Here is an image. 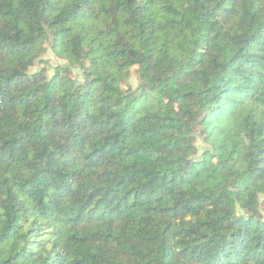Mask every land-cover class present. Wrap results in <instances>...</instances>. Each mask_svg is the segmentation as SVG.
Returning a JSON list of instances; mask_svg holds the SVG:
<instances>
[{"label": "trees", "instance_id": "1", "mask_svg": "<svg viewBox=\"0 0 264 264\" xmlns=\"http://www.w3.org/2000/svg\"><path fill=\"white\" fill-rule=\"evenodd\" d=\"M0 264H264V0H0Z\"/></svg>", "mask_w": 264, "mask_h": 264}, {"label": "rangeland", "instance_id": "2", "mask_svg": "<svg viewBox=\"0 0 264 264\" xmlns=\"http://www.w3.org/2000/svg\"><path fill=\"white\" fill-rule=\"evenodd\" d=\"M45 63L42 65L41 63H37L38 60L36 62L33 63V66L31 67V70L30 72L33 73L35 71H37L39 68H41L42 66H45L46 69L48 70L49 72V76H52L53 75V71H54V68L60 64H63L64 62L59 60L51 51L48 50V52L43 56L42 58ZM80 72L78 70H75L74 71V77L76 78H79L80 76ZM129 83L131 84V86L133 88H136L137 85H138V79H137V76L136 74H134L132 76V78L130 79ZM197 145L199 147V150H200V153H202L203 151V143L201 140H198L197 142Z\"/></svg>", "mask_w": 264, "mask_h": 264}]
</instances>
